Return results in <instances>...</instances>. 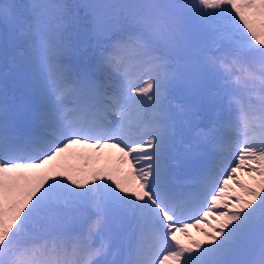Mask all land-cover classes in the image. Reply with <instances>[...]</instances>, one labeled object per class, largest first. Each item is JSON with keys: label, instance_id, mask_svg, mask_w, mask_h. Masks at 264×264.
I'll list each match as a JSON object with an SVG mask.
<instances>
[{"label": "snow or ice", "instance_id": "obj_1", "mask_svg": "<svg viewBox=\"0 0 264 264\" xmlns=\"http://www.w3.org/2000/svg\"><path fill=\"white\" fill-rule=\"evenodd\" d=\"M0 20V264H264V0Z\"/></svg>", "mask_w": 264, "mask_h": 264}, {"label": "rangeland", "instance_id": "obj_2", "mask_svg": "<svg viewBox=\"0 0 264 264\" xmlns=\"http://www.w3.org/2000/svg\"><path fill=\"white\" fill-rule=\"evenodd\" d=\"M192 230H194V233H198V231H197V230H195V229H192Z\"/></svg>", "mask_w": 264, "mask_h": 264}, {"label": "trees", "instance_id": "obj_3", "mask_svg": "<svg viewBox=\"0 0 264 264\" xmlns=\"http://www.w3.org/2000/svg\"><path fill=\"white\" fill-rule=\"evenodd\" d=\"M18 2H20L21 0H17ZM242 178H245L246 179V177H242Z\"/></svg>", "mask_w": 264, "mask_h": 264}]
</instances>
